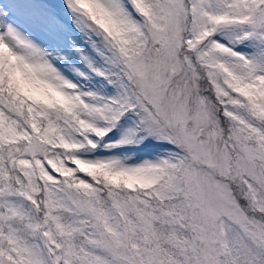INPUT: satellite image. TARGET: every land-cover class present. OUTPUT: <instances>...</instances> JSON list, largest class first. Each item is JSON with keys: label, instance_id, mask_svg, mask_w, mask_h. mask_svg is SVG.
<instances>
[{"label": "snow or ice", "instance_id": "1", "mask_svg": "<svg viewBox=\"0 0 264 264\" xmlns=\"http://www.w3.org/2000/svg\"><path fill=\"white\" fill-rule=\"evenodd\" d=\"M65 3L116 93L0 34L38 85L0 59V264H264V0ZM127 113L135 128L105 146L167 155L86 158Z\"/></svg>", "mask_w": 264, "mask_h": 264}, {"label": "rangeland", "instance_id": "2", "mask_svg": "<svg viewBox=\"0 0 264 264\" xmlns=\"http://www.w3.org/2000/svg\"><path fill=\"white\" fill-rule=\"evenodd\" d=\"M11 1L14 10L9 12L7 9L8 4L4 0H0V34L6 35L8 29L11 28L18 38L30 42L40 49L45 54L46 59L65 79L77 84L78 90L94 93L98 97L115 95V87L89 67V64H91L97 69L106 70L101 58L93 52L88 37L75 22V18L68 10L65 0ZM49 21H54L59 29V39L57 40L52 38V28ZM8 39L11 40V38ZM69 41L72 42L70 43V49L74 46V49L71 50L73 52L71 62L64 54L62 57L59 55L63 49H68L66 52H70ZM63 42L65 43L62 44ZM251 50L250 47L247 49L249 52ZM75 64H77L76 67L83 70V74H87L89 78H93V81L98 82L82 87L81 78L79 77L81 75L78 76L74 72L76 69ZM69 71L72 74L66 73ZM136 120L137 118L133 113L125 114L119 125L103 141L99 142L97 149L83 154L89 159L118 158L129 166L142 164L145 161L156 162L159 158L165 157L167 155L166 149L161 142L153 138L132 145L105 146L115 144L130 129H134Z\"/></svg>", "mask_w": 264, "mask_h": 264}, {"label": "clouds", "instance_id": "3", "mask_svg": "<svg viewBox=\"0 0 264 264\" xmlns=\"http://www.w3.org/2000/svg\"><path fill=\"white\" fill-rule=\"evenodd\" d=\"M101 23H107L103 18L101 19ZM7 58L9 61V70L12 74L14 80H16L21 87H38L35 82L30 78L27 70L20 67L15 63V57L8 51L6 47L0 45V59Z\"/></svg>", "mask_w": 264, "mask_h": 264}]
</instances>
